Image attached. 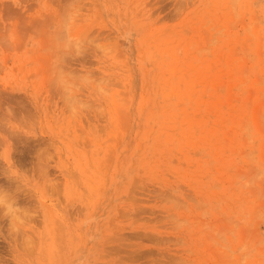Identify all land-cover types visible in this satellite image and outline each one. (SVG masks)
Here are the masks:
<instances>
[{
  "label": "rangeland",
  "instance_id": "rangeland-1",
  "mask_svg": "<svg viewBox=\"0 0 264 264\" xmlns=\"http://www.w3.org/2000/svg\"><path fill=\"white\" fill-rule=\"evenodd\" d=\"M0 264H264V0H0Z\"/></svg>",
  "mask_w": 264,
  "mask_h": 264
}]
</instances>
